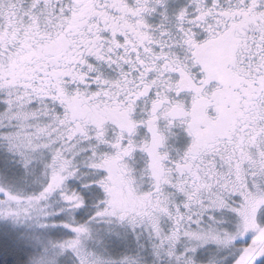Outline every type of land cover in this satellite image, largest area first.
<instances>
[{"label":"snow or ice","instance_id":"6c2138e0","mask_svg":"<svg viewBox=\"0 0 264 264\" xmlns=\"http://www.w3.org/2000/svg\"><path fill=\"white\" fill-rule=\"evenodd\" d=\"M0 264H264V0H0Z\"/></svg>","mask_w":264,"mask_h":264}]
</instances>
